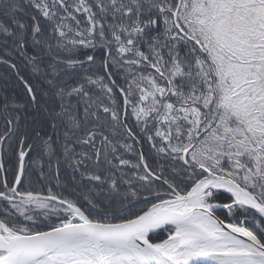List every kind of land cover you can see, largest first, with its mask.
Returning a JSON list of instances; mask_svg holds the SVG:
<instances>
[{"label":"snow or ice","instance_id":"obj_1","mask_svg":"<svg viewBox=\"0 0 264 264\" xmlns=\"http://www.w3.org/2000/svg\"><path fill=\"white\" fill-rule=\"evenodd\" d=\"M0 264H264V0H0Z\"/></svg>","mask_w":264,"mask_h":264}]
</instances>
